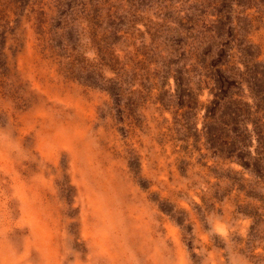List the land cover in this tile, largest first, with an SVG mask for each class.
Listing matches in <instances>:
<instances>
[{"label": "rangeland", "instance_id": "374dc122", "mask_svg": "<svg viewBox=\"0 0 264 264\" xmlns=\"http://www.w3.org/2000/svg\"><path fill=\"white\" fill-rule=\"evenodd\" d=\"M0 264H264V0H0Z\"/></svg>", "mask_w": 264, "mask_h": 264}]
</instances>
